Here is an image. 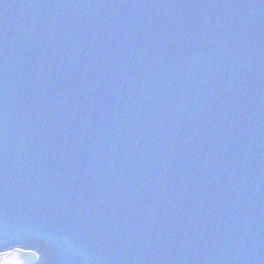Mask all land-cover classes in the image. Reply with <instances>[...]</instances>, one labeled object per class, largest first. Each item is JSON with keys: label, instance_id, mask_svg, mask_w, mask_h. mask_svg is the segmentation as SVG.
I'll return each mask as SVG.
<instances>
[{"label": "water", "instance_id": "obj_1", "mask_svg": "<svg viewBox=\"0 0 264 264\" xmlns=\"http://www.w3.org/2000/svg\"><path fill=\"white\" fill-rule=\"evenodd\" d=\"M264 264V0H0V254Z\"/></svg>", "mask_w": 264, "mask_h": 264}, {"label": "rangeland", "instance_id": "obj_2", "mask_svg": "<svg viewBox=\"0 0 264 264\" xmlns=\"http://www.w3.org/2000/svg\"><path fill=\"white\" fill-rule=\"evenodd\" d=\"M37 259V254L22 250H14L0 254L3 264H31Z\"/></svg>", "mask_w": 264, "mask_h": 264}, {"label": "snow or ice", "instance_id": "obj_3", "mask_svg": "<svg viewBox=\"0 0 264 264\" xmlns=\"http://www.w3.org/2000/svg\"><path fill=\"white\" fill-rule=\"evenodd\" d=\"M0 264H3V261L2 260H0Z\"/></svg>", "mask_w": 264, "mask_h": 264}]
</instances>
